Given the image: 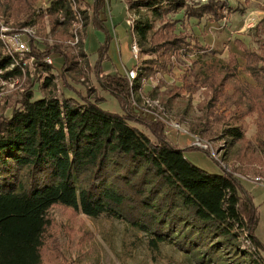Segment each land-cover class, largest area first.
Instances as JSON below:
<instances>
[{
    "label": "trees",
    "instance_id": "16d2710c",
    "mask_svg": "<svg viewBox=\"0 0 264 264\" xmlns=\"http://www.w3.org/2000/svg\"><path fill=\"white\" fill-rule=\"evenodd\" d=\"M188 1H130V7L139 14L132 31L140 52L156 55L139 65L131 85L125 67L112 73L101 67V62L109 58V37L98 47L94 73L100 89L117 98L119 112L100 106L95 86L88 88L87 96L81 99L63 93L60 96L52 64L44 62L50 54L30 43V54L38 58L34 71L41 95L34 98L35 82L30 80V87L10 106L9 113L0 115V264H42L43 235L51 222L49 209L54 205L89 217L124 219L149 236L151 247L166 242L186 252H198L200 264L207 263V255L224 249L235 256H250L254 264L263 263L260 250L264 245L253 232L258 207L243 180L223 168L221 173H209L194 165L183 155L190 146L181 148L170 142L162 121L140 110L136 112L129 102L132 92H141L142 78L148 73L170 72L176 57L204 49L198 41L176 30L177 22L183 18H174L173 14L183 10L186 19L206 17L220 21L229 8L225 0L193 5ZM46 7L55 23L60 20L59 26L66 28V37L73 36L72 26L81 21L84 33L78 47L80 55L87 58L84 39L89 3L48 0ZM104 7L105 0H94L93 15L106 30L105 19L100 17ZM149 17L164 18L170 29L164 26L168 33L159 36L158 44H146L153 42L154 34ZM94 26L101 28L96 23ZM239 43L244 47L246 70L252 82L242 84L236 80L239 84L235 88L242 97L239 102L247 107L254 98L264 101V53ZM56 53L62 57L59 75L63 77L70 63L65 53ZM16 61L0 42V77L21 75V65ZM220 68L209 66L193 77L199 87L212 91L204 107L208 117L215 107L214 93H219L223 82L237 78L235 58ZM189 74L190 67L182 78L185 80ZM177 87L175 93H180ZM187 87L191 89L192 85ZM223 132L235 140L244 136L239 125H228Z\"/></svg>",
    "mask_w": 264,
    "mask_h": 264
},
{
    "label": "rangeland",
    "instance_id": "374dc122",
    "mask_svg": "<svg viewBox=\"0 0 264 264\" xmlns=\"http://www.w3.org/2000/svg\"><path fill=\"white\" fill-rule=\"evenodd\" d=\"M85 1L89 3L90 11L84 39L87 58L80 55L78 47L84 33L81 21L72 24L73 36L66 37L63 34L66 28L59 26L60 20L55 23V18L47 13L48 0H0V42L6 52L8 49L5 44H10L13 37L24 42L28 48H31V42L44 48L50 54L51 71L56 74L55 89L61 91L60 96L63 93L66 97L81 99L82 95L87 96L88 88L95 86L96 89L92 88L99 97L100 106L119 112L117 98L100 89L94 73L98 47L109 37V58L101 62L103 71L107 73L123 71L124 66L132 67L136 63L140 65L144 60L155 59L156 55L140 52L139 48L138 61L132 57L130 44L136 39L127 20L134 21L139 14L130 7L131 0H105L100 17L105 19L106 30L102 29L104 27L93 15L94 0ZM206 1L188 2L193 5ZM225 1L229 8L225 18L220 21L206 17L186 19L183 10L172 15L174 18H183L177 22L176 30L198 41L204 49L176 57L175 66L170 72L148 73L144 77L141 92H132L129 102L133 108L136 107V112L140 110L150 117L142 109L147 107L144 101L150 97L158 98L161 106L156 109L163 111L165 117L180 122L183 130L187 131L178 140L181 148L190 146L183 150L184 157L209 173H221L223 168L243 180L259 212L253 232L264 245V187L252 182L254 176L264 180V101L257 102L254 98L253 104L245 107L239 102L242 97L235 88L239 84L236 80L242 84L252 82L246 70L244 47L239 42L258 54L264 53V0ZM149 18L153 22L154 34L151 38L153 42L146 44H158V40H161L159 36L166 32L164 18ZM93 22L101 28H96ZM247 23L252 24L248 27ZM57 50L65 53L70 63L63 77L59 75L62 57L56 53ZM25 54L26 65L21 75L7 79L0 77V115L9 113L10 106L22 97L31 82H35L34 98L41 95L34 71L38 58L29 51ZM233 58L237 61V78L223 82L219 93H214L215 107L208 117L204 114V107L212 91L208 92L194 83V73L202 72L209 66L222 68ZM188 67L192 74L184 80L182 73ZM37 72L41 73V70ZM1 73L3 71L0 70ZM189 83L191 89L187 87ZM177 86L181 88L180 93H175L174 88ZM228 125H239L244 132L243 139H230L225 135L223 129ZM193 140H199L206 147L191 144ZM48 213L51 222L43 235L42 264H200L197 261L198 252H186L166 242L159 243L156 248L151 247L149 236L124 219L107 215L89 217L61 205L52 206ZM260 251L264 264V250ZM207 256L206 264H254L250 256H235L233 251L227 249Z\"/></svg>",
    "mask_w": 264,
    "mask_h": 264
},
{
    "label": "built area",
    "instance_id": "2783aa9c",
    "mask_svg": "<svg viewBox=\"0 0 264 264\" xmlns=\"http://www.w3.org/2000/svg\"><path fill=\"white\" fill-rule=\"evenodd\" d=\"M252 24V23H251ZM250 23H247L246 25L248 27H250L251 25ZM127 25L130 26L131 28L133 27V20H127ZM7 49H8V53L9 54H13L14 57H16L17 59V63H20L21 65V69H23L26 65L25 60L27 59L26 57V52L29 51V48L26 46V44L24 42H22L21 40H19L18 38L13 37L11 39L10 44H5ZM130 50H131V54L132 57L135 61H138V57H139V47L136 44V42L130 44ZM32 56V55H30ZM24 60V61H23ZM44 62L47 64H52L51 58L50 57H46L44 59ZM139 70V64H135L132 67H125L124 72L127 76V80L129 82V84H132V81L134 79H136L137 77V73ZM145 79L142 78V83ZM147 102V107L142 109L146 112H148L152 117H155L157 119H159L160 121H162L165 124V136L166 138L174 143V144H178V140L180 135H183V133H187V131L183 130V128L181 127L180 122L174 120V119H170L168 117L164 116L163 111H160L159 108L156 109V107L161 106L160 104V100L158 98H154V97H150L147 98L146 101H144V103ZM154 104V105H153ZM155 108V109H154ZM191 144L199 146V147H206L205 144L201 143L199 140H193L191 142ZM252 182H255L257 184H260L264 187V180L260 177V176H254L252 178Z\"/></svg>",
    "mask_w": 264,
    "mask_h": 264
},
{
    "label": "crops",
    "instance_id": "0c3cea01",
    "mask_svg": "<svg viewBox=\"0 0 264 264\" xmlns=\"http://www.w3.org/2000/svg\"><path fill=\"white\" fill-rule=\"evenodd\" d=\"M124 67H127V66H124Z\"/></svg>",
    "mask_w": 264,
    "mask_h": 264
}]
</instances>
